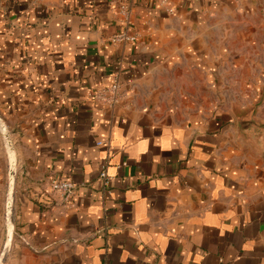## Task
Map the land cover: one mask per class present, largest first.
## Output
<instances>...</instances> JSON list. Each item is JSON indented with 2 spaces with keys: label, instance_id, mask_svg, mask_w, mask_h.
Returning a JSON list of instances; mask_svg holds the SVG:
<instances>
[{
  "label": "crops",
  "instance_id": "0c3cea01",
  "mask_svg": "<svg viewBox=\"0 0 264 264\" xmlns=\"http://www.w3.org/2000/svg\"><path fill=\"white\" fill-rule=\"evenodd\" d=\"M122 1L0 0V264H264V0Z\"/></svg>",
  "mask_w": 264,
  "mask_h": 264
},
{
  "label": "built area",
  "instance_id": "2783aa9c",
  "mask_svg": "<svg viewBox=\"0 0 264 264\" xmlns=\"http://www.w3.org/2000/svg\"><path fill=\"white\" fill-rule=\"evenodd\" d=\"M161 4L166 6L168 13H174V7L168 0H160ZM117 13L121 17L123 23V30L115 32L109 38L112 45L132 44L138 41L139 32L134 30L131 25L132 4L128 1H122L117 5ZM122 83L119 75H115L111 82L106 85L92 88L89 91V97L93 102L106 105L114 108L120 103L123 98ZM108 163L104 162L100 166V178L103 181L105 188L104 193L110 192L109 186L112 177L108 174ZM17 174V171H16ZM49 184L53 191L59 193L66 204L72 203V196L74 195L77 184L72 180H66L58 177H50ZM10 215V214H8Z\"/></svg>",
  "mask_w": 264,
  "mask_h": 264
},
{
  "label": "water",
  "instance_id": "95a60500",
  "mask_svg": "<svg viewBox=\"0 0 264 264\" xmlns=\"http://www.w3.org/2000/svg\"><path fill=\"white\" fill-rule=\"evenodd\" d=\"M0 125H1V127L3 129V133H4L5 137L7 138L8 134H7L6 130H5V126H4L3 122L1 121V119H0ZM7 142H8V144H7L8 147L11 146V141L9 139L7 140ZM9 170H10V174H9V192L11 194L10 195V197H11L13 195L14 184H15V176H16V161L13 158L10 159ZM7 209L8 210L11 209V202L10 201L8 202ZM11 233L13 234V230H11L10 233H9V237H8V241L9 242H11V239H12Z\"/></svg>",
  "mask_w": 264,
  "mask_h": 264
},
{
  "label": "bare ground",
  "instance_id": "6f19581e",
  "mask_svg": "<svg viewBox=\"0 0 264 264\" xmlns=\"http://www.w3.org/2000/svg\"><path fill=\"white\" fill-rule=\"evenodd\" d=\"M11 235H12V233H11ZM11 238V237H10Z\"/></svg>",
  "mask_w": 264,
  "mask_h": 264
}]
</instances>
